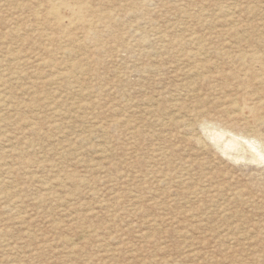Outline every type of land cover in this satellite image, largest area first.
<instances>
[{
    "label": "rangeland",
    "instance_id": "rangeland-1",
    "mask_svg": "<svg viewBox=\"0 0 264 264\" xmlns=\"http://www.w3.org/2000/svg\"><path fill=\"white\" fill-rule=\"evenodd\" d=\"M69 1L0 0V264H264L261 148L201 124L264 68V0Z\"/></svg>",
    "mask_w": 264,
    "mask_h": 264
},
{
    "label": "bare ground",
    "instance_id": "bare-ground-1",
    "mask_svg": "<svg viewBox=\"0 0 264 264\" xmlns=\"http://www.w3.org/2000/svg\"><path fill=\"white\" fill-rule=\"evenodd\" d=\"M68 1L69 0H49L46 4L50 6V10L46 13H43V9L41 10L42 12L36 11L33 14L34 20L40 24L51 20L58 26H74L77 23L78 17L81 16L85 10L82 6L72 5L71 3H73V1ZM37 6H39V4ZM45 8L47 7L45 6ZM258 56L255 53H239L235 55L234 61L239 63L242 72L241 74L237 72L232 75L233 78L236 79L237 87L234 89L233 95L226 100L225 105L218 110L222 120L205 119L201 122V124H210L211 127L209 132L211 133L210 139L212 143L217 146L219 151L227 156V158L234 159L235 162L243 158L245 161L254 159V155L246 153L248 151L245 147L254 150L256 148H261L259 153L257 152V155L262 157L264 155V68L258 71V67L256 70H249L247 67V65H249L248 63L258 62L260 60ZM260 56L262 57V55ZM246 67L248 69H246ZM193 71L192 68L189 69L190 73ZM215 122H219V124ZM217 125L219 126L215 127ZM259 127H261V129H259ZM233 136H236V138ZM237 137L244 140L246 145L239 142ZM149 222H151V220Z\"/></svg>",
    "mask_w": 264,
    "mask_h": 264
}]
</instances>
